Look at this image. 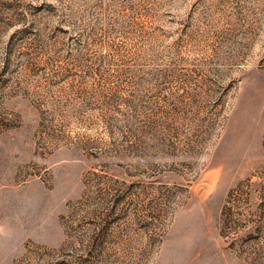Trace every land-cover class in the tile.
I'll return each instance as SVG.
<instances>
[{
  "label": "rangeland",
  "instance_id": "374dc122",
  "mask_svg": "<svg viewBox=\"0 0 264 264\" xmlns=\"http://www.w3.org/2000/svg\"><path fill=\"white\" fill-rule=\"evenodd\" d=\"M0 264H264V0H0Z\"/></svg>",
  "mask_w": 264,
  "mask_h": 264
}]
</instances>
